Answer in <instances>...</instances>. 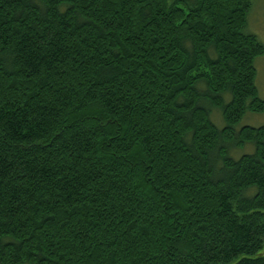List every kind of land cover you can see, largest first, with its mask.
<instances>
[{"label": "trees", "instance_id": "trees-1", "mask_svg": "<svg viewBox=\"0 0 264 264\" xmlns=\"http://www.w3.org/2000/svg\"><path fill=\"white\" fill-rule=\"evenodd\" d=\"M251 5L0 0V264H264Z\"/></svg>", "mask_w": 264, "mask_h": 264}, {"label": "rangeland", "instance_id": "rangeland-1", "mask_svg": "<svg viewBox=\"0 0 264 264\" xmlns=\"http://www.w3.org/2000/svg\"><path fill=\"white\" fill-rule=\"evenodd\" d=\"M246 31L254 33L264 45V0H252V5L247 16ZM256 67V86L259 96L264 99V53L255 59ZM228 100V97L226 98ZM213 121L220 124L219 113L214 110L212 113ZM264 123V113L246 112L240 121V125L247 124L258 126ZM222 125V124H221ZM220 126V125H219ZM253 151V146L246 144L240 150L239 155ZM264 255V244L258 251Z\"/></svg>", "mask_w": 264, "mask_h": 264}]
</instances>
